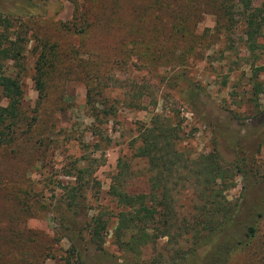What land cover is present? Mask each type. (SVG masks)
Segmentation results:
<instances>
[{
    "label": "rangeland",
    "instance_id": "rangeland-1",
    "mask_svg": "<svg viewBox=\"0 0 264 264\" xmlns=\"http://www.w3.org/2000/svg\"><path fill=\"white\" fill-rule=\"evenodd\" d=\"M20 6L33 14L7 15V22L0 15V33L21 45L17 62L5 65L18 73L26 121L10 143H0V264H76L55 216L67 212L63 202L71 186L80 187L84 206L73 215L77 224L95 213L106 222L101 253L109 257L98 264H144L147 250L135 263L111 242L119 207L108 194L118 167H126L127 192L146 188L145 161L131 147L136 126L158 114L176 128L180 147L191 156L211 154L215 146L228 161L241 121H250L249 82L252 69L264 64V39L257 37L251 48L239 15L226 20L221 0H0L1 11ZM69 21L85 30L65 29ZM40 40L54 44L48 51L54 67L35 107ZM194 86L199 90L192 95ZM258 103L264 118V90ZM249 142L244 136L245 150ZM252 158L246 167L264 175V144ZM241 183L234 175L224 191L228 200L238 198ZM258 232L261 243L231 264H260L264 216ZM82 235L84 242V229Z\"/></svg>",
    "mask_w": 264,
    "mask_h": 264
},
{
    "label": "trees",
    "instance_id": "trees-1",
    "mask_svg": "<svg viewBox=\"0 0 264 264\" xmlns=\"http://www.w3.org/2000/svg\"><path fill=\"white\" fill-rule=\"evenodd\" d=\"M235 1L221 0L223 14L226 20H231L237 12L246 41L252 48L257 37L264 39V3L254 6L252 0ZM27 8L20 6L15 12L0 10V15L7 22V15L33 14ZM63 26L78 33L85 30V25L75 21ZM20 47L16 39H10L4 31L0 33V93L5 98V104L0 105L1 144L10 143L26 124L20 109L22 89L18 73H11L5 65L7 61L17 62ZM50 49L54 50L53 43L40 40L33 73L35 107L46 96V82L51 74L48 72L54 67V53L48 52ZM259 74L261 79H257ZM251 76L247 99L251 113L246 117L250 121L248 124L241 121L242 134L240 140L230 144L228 161L215 146L211 154L191 156L180 147L176 128L158 114H152L147 123L136 126L131 147L133 155L145 161L146 188L127 192L126 167H118L108 186V194L119 207L111 242L135 263L147 250L144 264H231L259 241L258 225L264 216V175L256 174L251 165L248 168L246 165L250 164L248 159L253 162L252 154L264 144V118L262 109H257L258 95L264 90V64L254 67ZM193 88L192 95L199 90V87ZM87 97L89 102V93ZM99 115L98 111L93 113L94 117ZM231 117L238 119L232 112ZM26 126L29 128L30 124ZM244 136L250 139L247 150L242 147ZM82 172L78 168L76 175ZM234 175H239L242 183L238 198L230 201L224 191L232 187ZM66 195L63 203L67 212L55 211V216L59 233L69 242L67 256L72 255L76 264L104 263L109 257L101 253L105 220L95 213L77 224L73 215L84 207L77 199L80 187L71 186ZM83 229L86 231L84 242ZM199 249L203 251L201 256L197 254ZM68 257H64L65 262ZM256 258L264 264V254Z\"/></svg>",
    "mask_w": 264,
    "mask_h": 264
}]
</instances>
